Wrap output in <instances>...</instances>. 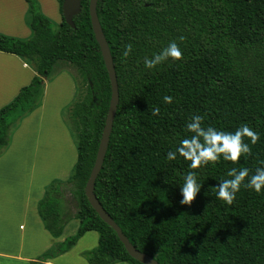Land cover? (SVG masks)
<instances>
[{"label":"trees","instance_id":"obj_1","mask_svg":"<svg viewBox=\"0 0 264 264\" xmlns=\"http://www.w3.org/2000/svg\"><path fill=\"white\" fill-rule=\"evenodd\" d=\"M23 1L30 36L0 35V52L20 59L35 76L0 109V157L21 122L41 106L44 82L57 63L74 67L80 80L72 78L79 98L68 109L76 162L68 180H52L37 203V215L53 239L71 220L78 221V228L32 264L66 254L88 232L98 240L83 255L87 264H140L84 194L111 98L90 24V0H81L74 29L62 17L64 0H57V25L42 14L37 0ZM96 12L119 92L94 185L98 202L131 245L158 264H264V188L257 193L242 186L231 205L216 197L219 182L230 179L229 169L247 168L251 176L264 167V0H98ZM172 41L181 59L146 69L144 58ZM127 45L131 51L124 56ZM154 108H159L157 115ZM193 115L218 131L234 132L246 124L259 139L252 144L243 138L250 153L235 163L221 156L190 168L191 161L179 155L167 160V152L192 135L185 125ZM188 172L197 174L201 190L191 204L182 205L180 186Z\"/></svg>","mask_w":264,"mask_h":264},{"label":"crops","instance_id":"obj_2","mask_svg":"<svg viewBox=\"0 0 264 264\" xmlns=\"http://www.w3.org/2000/svg\"><path fill=\"white\" fill-rule=\"evenodd\" d=\"M37 1L42 14L46 18L58 23L61 21L57 0ZM26 17L27 5L23 0H0V35L21 39L28 38L30 31L26 25ZM34 76V72L20 59L0 52V109L9 104L22 88L27 87ZM60 78L61 84H65L69 88L70 95H75V86L70 75L64 73L63 75L61 74ZM48 92L49 87L47 86L44 89L42 105L31 116L23 120V124L17 134L22 130V127H26L29 121H35L33 119L34 116L41 112L40 119L37 122V134L45 138L44 134L47 131L43 132L44 130H41L40 127L44 123L54 121L48 119L49 121L47 122L45 121L46 118H44ZM56 107L52 109L53 114H55L52 118L55 121H60V108L63 106L60 107L59 105L57 109ZM42 116L43 118H41ZM51 125L52 127L48 130L50 134L47 136V140L45 141L43 138V142L46 143L43 145L46 147L47 152L40 150V162H42L40 169L47 167L48 164L52 169L58 166L57 171H60L59 167L64 164L66 166V161H68L67 158L70 153L68 141L61 130H59L58 125ZM20 136L15 137L14 134L8 150L0 157V222H11L14 226H19V233L3 237V224H0V264L35 263L40 256L48 253L55 244L63 242L68 235H74L78 228V221L71 220L64 226L63 233L59 239H53L45 231L37 215V203L42 199L44 189L51 181L43 185L40 184L41 182L35 184L34 167L36 168L39 165H35L32 155L28 157L26 152L16 150ZM52 147L55 150L51 149ZM62 172L65 173V169ZM84 240H86L85 243ZM97 240L98 235L95 232H88L69 252L42 264H85L83 255L96 248ZM81 242L83 243V248L81 249H90L94 245L95 247L82 252L78 247Z\"/></svg>","mask_w":264,"mask_h":264},{"label":"clouds","instance_id":"obj_3","mask_svg":"<svg viewBox=\"0 0 264 264\" xmlns=\"http://www.w3.org/2000/svg\"><path fill=\"white\" fill-rule=\"evenodd\" d=\"M130 51L131 45H127L123 55L127 56ZM181 57L180 47L175 41H172L159 54H154L151 58L145 57L144 66L146 69L151 70L166 60L178 61ZM163 99L165 103H171L172 100L170 96H165ZM158 113L159 108L152 110L153 115ZM202 122L203 117L200 115H193L190 118V122L186 123L185 129L192 135L181 139L175 151H168L166 154L167 160H175L179 155L185 160L191 161L190 168H197L208 162H216L221 156L223 160L235 163L242 156L250 153L249 144L244 142L243 138H248L252 144H255L259 139V134L246 124L241 125L234 132H224L211 126H202ZM227 176L230 179H223L217 185L216 197L228 205L233 203L237 192L242 186L257 193H260L264 188V167L257 168L251 176L247 168L237 169L233 167L229 169ZM246 177L247 181L245 182ZM200 190L201 184L197 181V174L188 172L184 176L182 186H180L183 197L180 203L182 205L191 204Z\"/></svg>","mask_w":264,"mask_h":264},{"label":"rangeland","instance_id":"obj_4","mask_svg":"<svg viewBox=\"0 0 264 264\" xmlns=\"http://www.w3.org/2000/svg\"><path fill=\"white\" fill-rule=\"evenodd\" d=\"M57 2V1H56ZM28 9V7H27ZM54 25L59 24L57 21L54 20H50ZM6 36V35H4ZM10 37V36H7ZM12 38H17V37H12ZM17 39H21V38H17ZM27 39V38H25ZM24 40V38L22 39ZM67 75H70L71 79L73 78L74 81L78 82L79 84V74L77 72V70L67 64H64L62 62H59L56 64V66L53 69V73L51 75V77L46 80L45 84H44V89L48 86L49 87V92L47 93V101H46V106H45V113H44V118L45 121H49V120H54V121H50L49 123H44V125H42L40 127L41 130H44L43 132L47 131V133L45 132L44 136L45 138L41 135V137L39 136V134H37V122L40 119V115L41 112H38V114H36L34 116V120L35 121H29L28 124L26 125V127H22V130L17 134V131L20 130L21 125L23 124L21 122L19 128L17 130H15L13 132V136L15 134V137H18L19 135L20 138L17 142V146H16V150H22L24 152L27 153L28 157L30 155H32V157H34V161H35V165H39L38 167H34V180H35V184H39V182H41L40 184H47V182L55 180V179H63L62 181H67L68 178L71 175V171L72 168L74 166V163L76 162V150H75V145H74V123L73 121L70 119L69 117V106L75 102L78 98H79V93L75 94V95H70V90L69 88L65 85V84H61L62 81L60 80V76L61 74L63 75L64 73ZM60 73V75H58ZM72 79V81H73ZM74 83V82H73ZM75 86V85H74ZM43 98H44V93L41 99V105L43 102ZM63 106L62 108H60V114H59V119L60 121H55V119L52 118L53 115V111L52 109L56 106ZM56 107L59 108V107ZM34 113V112H33ZM32 113V114H33ZM31 114V115H32ZM30 115V116H31ZM61 116V117H60ZM43 118V116L41 117ZM32 119V120H33ZM49 119V120H48ZM58 125L59 130H61L62 134L65 135L67 141H68V148H69V154H68V158L66 161V166H62L59 167L60 171H57L58 166H56L55 169H52L51 166H49L47 164V167H44L42 169H40V165L42 166V162H40V150L42 151H46V147H44L43 144H46L45 142H43V138L46 141L47 140V136L50 134V132L48 131L49 128L52 127V125ZM42 134V133H41ZM17 135V136H16ZM12 136V137H13ZM12 140V139H11ZM40 146V148H39ZM51 149H54V147H52ZM45 152V155H46ZM37 154H38V160H37ZM70 157V158H69ZM49 161V159H48ZM68 167V168H67ZM65 169V173H63L62 171ZM66 192H68V188L66 189ZM71 213H74L75 209L74 208H70ZM70 222V221H69ZM0 224H3V229H2V234L3 237H8L9 235H14L15 233H19V229H18V225L14 226L13 223L11 222H0ZM19 224V223H18ZM73 235H68V237H71ZM66 237V238H68ZM65 238V239H66ZM87 239V238H86ZM86 242V240H84V243ZM83 243L81 242L79 244V250H82V252L84 250H91L95 247H89L90 249H81ZM86 263L85 260H83Z\"/></svg>","mask_w":264,"mask_h":264},{"label":"water","instance_id":"obj_5","mask_svg":"<svg viewBox=\"0 0 264 264\" xmlns=\"http://www.w3.org/2000/svg\"><path fill=\"white\" fill-rule=\"evenodd\" d=\"M97 1L98 0L89 1L90 24L95 41L99 46L100 53L105 65V69L108 74V79L111 89V98H110L109 108L105 119L101 139L96 153V158L94 161L93 168L90 172L88 181L86 183L84 194L90 207L97 214L99 219L110 229H112V231L116 234V237L118 238L119 242L123 245L124 249L126 250L130 258H132L133 260L137 261L140 264H158V262L153 258H151L149 255L141 253L131 245L128 239L123 235L120 228L115 224L112 218L103 209V207L98 202L94 194L95 181L102 168L107 153L113 122L115 119L117 106L119 103V92H118V84L116 79L115 68L107 41L104 37V34L102 32L97 17V12H96ZM80 11H81V0H64L62 4V17L66 22V24L70 26L72 29L75 28L73 24V18L79 15Z\"/></svg>","mask_w":264,"mask_h":264}]
</instances>
